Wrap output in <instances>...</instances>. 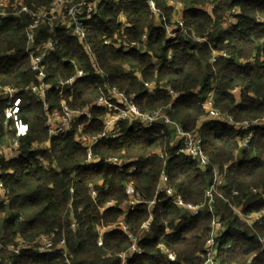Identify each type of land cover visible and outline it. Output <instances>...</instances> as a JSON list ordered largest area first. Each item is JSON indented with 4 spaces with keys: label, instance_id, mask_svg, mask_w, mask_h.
Listing matches in <instances>:
<instances>
[{
    "label": "trees",
    "instance_id": "1",
    "mask_svg": "<svg viewBox=\"0 0 264 264\" xmlns=\"http://www.w3.org/2000/svg\"><path fill=\"white\" fill-rule=\"evenodd\" d=\"M23 1L36 10L51 0ZM148 1L98 0L84 39L96 65L83 43L64 28H56L57 40L43 58L51 84L47 94L50 107L59 108L61 100L72 108L83 107L105 94L107 87L115 86L132 95L141 111L169 105L170 118L184 130L194 129L197 119L206 117L203 104L209 98L214 108L236 121L263 118L264 0H177L186 3L181 16L186 32L178 28L174 39L167 36L162 19L171 21L172 7L167 0H153L162 12L155 14ZM208 2L215 4L212 13L200 8ZM232 8L239 10L236 22L224 27V13ZM29 21L30 16L22 13L0 22L3 85L24 88L35 81L24 49ZM48 29L46 24L40 26L39 40L50 36ZM192 33L206 39L197 41ZM143 35L144 49L123 50L114 45L116 38L141 42ZM11 50L13 54H5ZM76 69L85 76L61 88L60 95L57 78L68 79ZM21 95L28 133L20 142L23 156L0 162V179L9 200L6 205L0 196V242L5 246L19 236L34 243L39 236L50 235L54 245L63 239L65 250L39 253L29 249L13 255L2 249L0 260L9 256L12 264H121L117 254L131 245L127 232L116 226L123 218L142 249L139 255H129L125 264H203L210 228L207 207L197 216L187 217L170 198L156 195L157 185L164 170L169 185L185 202H206L212 167L230 163L224 183L217 187L222 198L216 196L214 202L227 226L215 261L264 264V214L249 225L232 209L240 204L244 213L264 211V123L241 145L243 133L232 125L204 119L202 149L210 163L202 169L196 160L177 153L179 143L171 126L145 128L139 121H122L119 137L95 144L91 152L99 162L88 164L86 149L75 140L74 132L48 138L42 102L30 92ZM3 106L0 101V119ZM90 112V120H78L86 134L100 132L103 126L105 110L94 107ZM34 143L47 147L32 150ZM108 157L131 159L136 168L130 172L106 163ZM129 185L143 200L155 201L153 207L142 202L131 209L126 192ZM254 187L261 192H253ZM149 219L147 232L143 225ZM72 220L77 222L75 228ZM170 254L175 255L174 261Z\"/></svg>",
    "mask_w": 264,
    "mask_h": 264
},
{
    "label": "built area",
    "instance_id": "2",
    "mask_svg": "<svg viewBox=\"0 0 264 264\" xmlns=\"http://www.w3.org/2000/svg\"><path fill=\"white\" fill-rule=\"evenodd\" d=\"M97 2L98 0H51L48 6L31 10L23 0H0V22L9 15L18 16L22 13H26L30 16V21L25 27L26 41L24 49L29 57L31 70L35 74V81L29 83L24 88H17L13 85H3L0 82V101H4L0 119V162L16 160L23 156V152L20 150V142L28 133V124L22 117V91L32 93L35 95L36 99L42 102L48 138L59 137L66 133L74 132L75 140L86 149V162L88 164L99 162V159L95 158L91 152L95 144L101 140H114L119 137L121 134L119 123L122 121L130 123L139 121L145 128H153L157 124L171 126L174 129L175 140L179 143L177 153L196 160L202 169H205L210 163L208 156L202 149L203 139L200 133V127L205 122L204 119L208 118V121H218L232 125L239 133H243L242 138L239 137L241 145L249 141L252 137L254 128L264 122V117L256 120L236 121L230 115L214 108L210 98L203 104L206 117H199L196 122V127L192 130H184L179 124L172 121L168 114L169 105L160 106L150 111H141L135 105L132 95L119 90L115 86L107 87L105 94L97 95L92 102L86 106L72 108L64 100H61L59 108H51L47 102V94L51 89V84L47 81V73L43 65V58L48 51L53 49L57 40L56 28H64L66 32L70 33V35L84 44L88 28L87 22L91 15L95 13ZM167 3L172 7V18L170 22H167L165 17L162 18L164 22L163 26L167 36L174 39L176 37L175 30L178 28H180V32H186L184 29V22L181 18L182 13L186 9V3L177 0H167ZM148 4L153 13H162L153 0H149ZM200 8L208 13H212L215 4L213 2H208ZM238 11L237 8H232L225 12L222 25L228 27L234 24L236 22L235 16ZM162 16L164 15L162 14ZM42 24H46L49 27L48 31L50 36L46 40L38 39V30ZM191 36L197 41L206 39L195 33H192ZM115 40L114 45L116 47H121L123 50H129L131 48L144 49L146 36L143 35L141 42H128L124 38H116ZM105 43H111V41L105 40ZM84 47L91 55L93 65H96L90 47L86 44H84ZM13 53L14 50H11L5 54ZM222 55H225V53L222 52ZM82 76H85V72L81 69H76L75 74L68 79L57 78L56 88L59 90V94H62L61 88L64 86H71L77 78ZM149 89H152L151 86H149ZM94 107L105 110L102 116V130L97 133L86 134L83 132L84 124L78 123V120L82 117L90 120V111ZM46 147V143H34L31 149L38 150ZM158 156L161 159L164 158L161 152H158ZM105 162L117 165L121 168H127L130 172L134 171L136 168L133 160L122 157H108ZM229 165L230 163H225L220 167H212L211 183L206 190V202L198 204L185 202L182 196L169 185V178L164 170L161 171L157 185L156 195L163 194L170 198L171 202L187 217L197 216L205 206L207 207L210 213V228L206 238L207 248L203 264H217L215 255L220 246L221 236L227 229L225 221L215 211L214 202L216 196L222 198L221 193L217 192V187L224 183ZM252 191L260 193L261 189L254 187ZM126 192L129 195L131 209L138 203H148L149 208H152L155 203V201H145L140 198V194L135 192L131 185L127 187ZM236 193L237 192L234 191V194ZM92 194L94 195L95 192L92 191ZM0 196L7 205L9 200L1 179ZM232 209L249 225L256 219L261 218L264 214V211L253 210L243 213L241 207L235 208L232 206ZM150 225L151 219L144 223L143 229L147 232L150 231ZM71 226L75 228L77 222L72 220ZM116 226L122 231L127 232L131 240V245L128 250L117 254L121 259V264H125L129 255H139L142 253V249L138 244L139 239L129 233V227L124 222L123 218L117 222ZM165 231H169L168 227L165 228ZM261 241L264 243V238H262ZM64 244L65 242L62 239L57 245H54L52 236L50 235H41L34 243L27 242L17 236L12 243L5 246L0 242V251L6 249L10 254L17 255L23 250L34 249L39 253H46L56 249L65 250ZM98 244H102V234L98 236ZM169 257L172 261L175 260L174 254H170ZM0 264H12V258L7 256L5 259L0 260Z\"/></svg>",
    "mask_w": 264,
    "mask_h": 264
},
{
    "label": "rangeland",
    "instance_id": "3",
    "mask_svg": "<svg viewBox=\"0 0 264 264\" xmlns=\"http://www.w3.org/2000/svg\"><path fill=\"white\" fill-rule=\"evenodd\" d=\"M236 94H239V91H236L235 92ZM233 207H235V208H238V207H241V205L239 204V205H234ZM242 208V207H241ZM234 211V210H233ZM235 212V211H234ZM244 213V212H243Z\"/></svg>",
    "mask_w": 264,
    "mask_h": 264
},
{
    "label": "crops",
    "instance_id": "4",
    "mask_svg": "<svg viewBox=\"0 0 264 264\" xmlns=\"http://www.w3.org/2000/svg\"><path fill=\"white\" fill-rule=\"evenodd\" d=\"M264 123V122H263Z\"/></svg>",
    "mask_w": 264,
    "mask_h": 264
}]
</instances>
